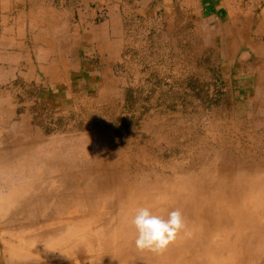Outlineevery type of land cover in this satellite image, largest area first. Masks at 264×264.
<instances>
[{
    "label": "rangeland",
    "instance_id": "obj_1",
    "mask_svg": "<svg viewBox=\"0 0 264 264\" xmlns=\"http://www.w3.org/2000/svg\"><path fill=\"white\" fill-rule=\"evenodd\" d=\"M64 1L91 36L86 82L1 106L0 264H264V96L228 47L245 6ZM139 207L187 228L140 251Z\"/></svg>",
    "mask_w": 264,
    "mask_h": 264
},
{
    "label": "crops",
    "instance_id": "obj_2",
    "mask_svg": "<svg viewBox=\"0 0 264 264\" xmlns=\"http://www.w3.org/2000/svg\"><path fill=\"white\" fill-rule=\"evenodd\" d=\"M241 1L238 4L245 7L240 32L228 47L244 61L240 74L246 73L247 92L252 88L262 98L264 0ZM220 5L222 15L234 13L223 9L224 2ZM71 16L64 0H0V110L2 105H13L11 88L23 83L53 95L85 86L89 63L83 53L92 43L91 36L75 29Z\"/></svg>",
    "mask_w": 264,
    "mask_h": 264
},
{
    "label": "clouds",
    "instance_id": "obj_3",
    "mask_svg": "<svg viewBox=\"0 0 264 264\" xmlns=\"http://www.w3.org/2000/svg\"><path fill=\"white\" fill-rule=\"evenodd\" d=\"M130 224L136 232V249L154 254L164 253L187 228L186 217L179 208L168 212L165 217L149 207H139L135 210Z\"/></svg>",
    "mask_w": 264,
    "mask_h": 264
},
{
    "label": "bare ground",
    "instance_id": "obj_4",
    "mask_svg": "<svg viewBox=\"0 0 264 264\" xmlns=\"http://www.w3.org/2000/svg\"><path fill=\"white\" fill-rule=\"evenodd\" d=\"M258 107V106H257ZM258 110V109H257ZM249 158V157H248ZM263 161V160H262ZM241 162V161H240ZM245 162V161H244ZM253 163V162H252ZM240 164V163H239ZM256 165V164H255ZM239 166V165H238ZM254 169V168H253ZM250 170V169H249ZM255 170V169H254ZM181 171V170H180ZM208 171V170H207ZM231 171V170H230ZM247 171V170H246ZM251 171V170H250ZM231 172H234V171H231ZM252 172V171H251ZM249 173V172H248ZM230 174V173H229ZM195 182V181H194ZM221 183V182H220ZM225 192V191H224ZM228 193V192H227ZM204 197V196H203ZM158 198V197H157ZM155 200H156V198H155ZM199 202V201H198ZM26 203V202H25ZM21 205H23V204H21ZM252 215V214H251ZM250 217V216H249ZM248 217V218H249ZM247 218V217H246ZM28 219V218H27ZM243 219H244V217H243ZM250 219V218H249ZM33 221V220H32ZM28 224H29V221H28ZM23 225V224H22ZM30 225H28V227H29ZM27 231V230H26ZM33 233V232H32ZM25 234H27V233H25ZM228 246V245H227Z\"/></svg>",
    "mask_w": 264,
    "mask_h": 264
}]
</instances>
